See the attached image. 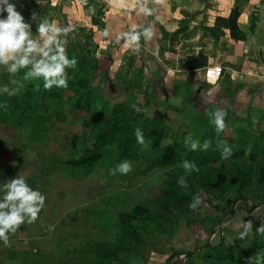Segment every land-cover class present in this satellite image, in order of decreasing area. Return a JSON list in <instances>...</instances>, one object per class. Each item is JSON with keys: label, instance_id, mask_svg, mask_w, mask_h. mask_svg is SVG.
<instances>
[{"label": "rangeland", "instance_id": "rangeland-1", "mask_svg": "<svg viewBox=\"0 0 264 264\" xmlns=\"http://www.w3.org/2000/svg\"><path fill=\"white\" fill-rule=\"evenodd\" d=\"M77 1L92 8L87 12L98 27L67 40L66 51L78 63L66 70V88L44 89L42 80L20 87L0 70V86L15 90L0 94V184L29 173L28 184L45 196L36 222L51 226L50 242L29 241V254L18 250L6 262L165 264L172 251L206 245L179 264H249L252 258L255 264L257 256L264 264V132L228 139L232 154L226 159L221 148L193 151L185 136L213 129L211 122L194 120L208 115H197L198 107L185 115L165 111L169 106L156 99L167 100L166 94L151 87L159 72L148 42L134 51L109 40L106 28L109 37L123 32L120 12L108 9L107 0ZM137 127L147 148L136 141ZM87 153L89 164L68 163ZM123 160L132 162V171L114 174ZM183 160L198 170L186 175ZM238 179L244 182L239 192ZM197 194L202 205L193 211L188 204ZM136 207L142 214H134ZM126 216L132 218L124 221ZM243 222H251L252 231L239 239ZM29 233L41 234L37 227Z\"/></svg>", "mask_w": 264, "mask_h": 264}, {"label": "crops", "instance_id": "crops-1", "mask_svg": "<svg viewBox=\"0 0 264 264\" xmlns=\"http://www.w3.org/2000/svg\"><path fill=\"white\" fill-rule=\"evenodd\" d=\"M13 2L31 25L34 35L37 24L33 14L37 22L48 18L74 25L75 31L71 34L74 37L83 28L98 27L88 15L85 1L82 5L77 0ZM107 2L108 9L120 12L118 23L123 31L132 25L152 23L154 38L145 42L152 49V53L148 52L153 56V65L159 74L151 87L156 92L162 91L161 95L166 94L167 100L161 96L156 99L169 106L165 111L170 115L181 111L185 115L198 107L200 117L216 108L228 113L224 132L218 135L214 127L208 128L207 132L196 129L192 137L211 138L210 147L219 150L230 138H255L264 132V0H145L155 9L154 15L147 17L138 15L133 7L139 0ZM234 11L237 17L228 28L217 23L218 19L227 20ZM107 18L102 19L105 26L109 25ZM106 38L114 40V37ZM194 59L199 61L198 65L192 63ZM189 120L211 122L205 117H194L193 120L190 116ZM23 178L29 181V173ZM61 213L62 216H57L56 227L65 219L66 212ZM35 227L41 234L33 236L29 233ZM49 229L51 226L44 222L22 224L10 235L7 245L0 242V264H23L11 263L18 256V250L29 254V241L50 242ZM5 257L11 262L7 263Z\"/></svg>", "mask_w": 264, "mask_h": 264}, {"label": "clouds", "instance_id": "clouds-1", "mask_svg": "<svg viewBox=\"0 0 264 264\" xmlns=\"http://www.w3.org/2000/svg\"><path fill=\"white\" fill-rule=\"evenodd\" d=\"M138 15L145 17L152 16L155 9L150 7L145 0L133 5ZM92 12V8H89ZM36 21V33L33 34L31 25L25 21L24 16L17 11L13 0H0V70L5 71L13 77V83L22 87L24 81L42 80L44 89L66 88V70L74 69L78 60L73 55L69 57L66 51V43L71 34L75 31V26L68 23H61L58 20L43 18ZM106 37L110 36L106 28L103 32ZM155 32L151 22L144 26L132 25L127 30L116 35L114 40L123 48L139 51L141 41H151ZM198 52L199 49H196ZM23 70V71H22ZM22 71V75H19ZM7 93L14 95L15 90L7 85L0 86V94ZM140 109H137L139 111ZM216 133L224 132L227 124L228 113L222 108H216L207 113ZM135 137L138 144L147 148L143 131L137 127ZM184 143L193 151L198 148L207 150L211 141L204 140L201 143L199 138L191 135L185 136ZM231 148L224 144L220 155L226 159L231 155ZM186 175L197 171L194 161L183 160L180 165ZM132 162L123 160L113 169V173L127 175L132 171ZM178 185L183 187L185 179L181 177ZM45 205V196L37 189L31 187L23 176L16 177L0 184V242L7 245L11 234L17 232L24 223H32L37 220L38 214ZM202 205L199 194L192 197L188 208L196 211ZM262 228L258 229V232ZM252 231L251 222H243V230L239 232L238 238L244 239ZM253 264V258L249 261ZM255 264H261L257 256Z\"/></svg>", "mask_w": 264, "mask_h": 264}, {"label": "trees", "instance_id": "trees-1", "mask_svg": "<svg viewBox=\"0 0 264 264\" xmlns=\"http://www.w3.org/2000/svg\"><path fill=\"white\" fill-rule=\"evenodd\" d=\"M89 8H87L88 10ZM237 17L236 11H234L233 13H231L230 17L227 20L224 19H218L217 23L221 24L224 28H228L231 24H233L235 22V19ZM180 31V30H179ZM178 32V31H177ZM192 63L195 65L199 64L198 60H192ZM84 154L83 156H81L80 158L76 159V160H72L70 162H68L70 165L72 166H81V165H86L89 164L91 162V156L90 154L88 155ZM237 191L239 192L243 186H244V182L242 179H238L237 181ZM259 184L263 185L264 184V175L262 172L259 173ZM134 214L135 215H140L142 214L141 209H139L138 207L134 208ZM229 213H232L229 211ZM231 215H229V218L227 219L226 222H229V220L231 219ZM132 217L131 216H126L124 218V221L130 220ZM123 221V222H124ZM218 231L217 227L214 230V232ZM208 246L206 245H198L197 247H192L190 250L188 251H172L170 257L168 258L167 262L165 264H179L181 262V260H188L191 259L197 252L201 251V250H205L207 249Z\"/></svg>", "mask_w": 264, "mask_h": 264}]
</instances>
